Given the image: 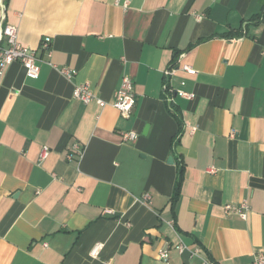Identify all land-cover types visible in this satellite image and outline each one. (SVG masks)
Listing matches in <instances>:
<instances>
[{"label": "crops", "instance_id": "crops-1", "mask_svg": "<svg viewBox=\"0 0 264 264\" xmlns=\"http://www.w3.org/2000/svg\"><path fill=\"white\" fill-rule=\"evenodd\" d=\"M6 12L40 75L14 62L0 85V264H200L182 241L218 264H253L264 252V0H7ZM177 61L196 69L171 77L195 95H176L179 117L162 90ZM124 75L130 116L111 104ZM82 83L108 104L76 98ZM128 130L139 138L123 141ZM243 200L246 218L226 212Z\"/></svg>", "mask_w": 264, "mask_h": 264}, {"label": "built area", "instance_id": "built-area-1", "mask_svg": "<svg viewBox=\"0 0 264 264\" xmlns=\"http://www.w3.org/2000/svg\"><path fill=\"white\" fill-rule=\"evenodd\" d=\"M121 0H118V2ZM130 0H122L123 6L126 8L129 6ZM7 0H0V85L2 84V79L5 74L6 68L14 63L20 62L26 69V73L31 78H38L40 75V65L38 63L39 57L37 54V49L23 43L19 36V30L16 26L7 21ZM198 19L202 18V15L196 14ZM50 42L51 38L46 37L42 40V46L49 50L50 55ZM182 68L189 74H195L196 69L188 64H179L177 61L174 66L166 69L164 71V82L162 85L163 98L169 107L173 110L176 104L175 97L180 95L187 98H193L195 95L189 93L183 89H176L171 84V77L175 74L176 70ZM61 72L67 77L71 78L75 72L64 67ZM74 96L84 103H90L96 101L100 106H106L108 102L103 98L99 97L92 89L89 83L77 84L74 88ZM137 95L135 92L134 81L128 76L124 75L120 85L114 92V99L111 104L118 109L122 115L130 116L137 105ZM122 138L125 142H134L139 138V134L136 131L128 130L122 132ZM80 147L77 145L76 149ZM50 153L49 146H43L40 153V160H44L48 157ZM210 172H215L214 167L210 168ZM146 200L151 198L150 194L147 193L145 196ZM225 210L227 213L235 211L241 217L246 218L248 212L251 210V206L248 200H243L238 206L233 204H226ZM113 210L106 209V213L110 214ZM99 245L95 246L92 250V255L98 253ZM180 252L189 250L193 257H199L200 264H218L215 260L211 259L209 256L204 255L203 247L189 248L187 244L183 241L178 245ZM160 258L168 259L169 250L162 249L159 252ZM106 264H112L108 262ZM253 264H264V252H256L254 255Z\"/></svg>", "mask_w": 264, "mask_h": 264}, {"label": "trees", "instance_id": "trees-1", "mask_svg": "<svg viewBox=\"0 0 264 264\" xmlns=\"http://www.w3.org/2000/svg\"><path fill=\"white\" fill-rule=\"evenodd\" d=\"M168 108L170 109V111L173 113V114H176L177 117H179V115L177 114V109H176V104L173 106L174 109L172 110L169 105L167 104ZM181 183H182V170H181V173L180 175L178 176V180H177V183H176V188H175V192H174V195L172 197V208L175 207V204L179 198V195H180V188H181Z\"/></svg>", "mask_w": 264, "mask_h": 264}, {"label": "water", "instance_id": "water-1", "mask_svg": "<svg viewBox=\"0 0 264 264\" xmlns=\"http://www.w3.org/2000/svg\"><path fill=\"white\" fill-rule=\"evenodd\" d=\"M169 161H170V162H173V161H174L173 156L170 157Z\"/></svg>", "mask_w": 264, "mask_h": 264}]
</instances>
